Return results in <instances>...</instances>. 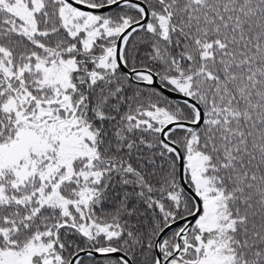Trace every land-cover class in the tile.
Returning a JSON list of instances; mask_svg holds the SVG:
<instances>
[{"label": "snow or ice", "instance_id": "6c2138e0", "mask_svg": "<svg viewBox=\"0 0 264 264\" xmlns=\"http://www.w3.org/2000/svg\"><path fill=\"white\" fill-rule=\"evenodd\" d=\"M0 264H264V0H0Z\"/></svg>", "mask_w": 264, "mask_h": 264}]
</instances>
